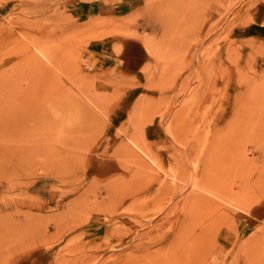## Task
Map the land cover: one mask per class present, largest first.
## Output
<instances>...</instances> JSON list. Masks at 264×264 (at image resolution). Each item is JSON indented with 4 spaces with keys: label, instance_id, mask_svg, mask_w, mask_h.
Masks as SVG:
<instances>
[{
    "label": "rangeland",
    "instance_id": "374dc122",
    "mask_svg": "<svg viewBox=\"0 0 264 264\" xmlns=\"http://www.w3.org/2000/svg\"><path fill=\"white\" fill-rule=\"evenodd\" d=\"M0 82V264H264V0H0Z\"/></svg>",
    "mask_w": 264,
    "mask_h": 264
},
{
    "label": "bare ground",
    "instance_id": "6f19581e",
    "mask_svg": "<svg viewBox=\"0 0 264 264\" xmlns=\"http://www.w3.org/2000/svg\"><path fill=\"white\" fill-rule=\"evenodd\" d=\"M12 39V38H11ZM35 39V38H34ZM10 40V39H9ZM12 41H14V40H12ZM11 41V42H12ZM9 42V41H8ZM8 42H7V44H8ZM10 43V42H9ZM38 43V42H37ZM36 43V44H37ZM10 45H11V43H10ZM12 45H13V43H12ZM17 45V44H16ZM33 45V44H32ZM41 45V44H40ZM8 46V45H7ZM10 47V46H9ZM3 48V47H2ZM17 48V47H16ZM6 49H7V47H6ZM39 49V48H38ZM30 50V49H29ZM37 50V49H36ZM40 50V49H39ZM41 51V50H40ZM30 53V52H29ZM41 53H42V51H41ZM33 55L35 54L34 52L32 53ZM28 56H30V55H28ZM27 56V57H28ZM33 57V56H32ZM24 58V57H23ZM26 58V57H25ZM31 57H29V59H30ZM28 59V58H27ZM34 59V58H33ZM24 60V59H23ZM39 60V59H38ZM35 61V60H34ZM33 61V62H34ZM30 63V62H29ZM31 66V65H30ZM42 67V66H41ZM39 68V67H38ZM44 69V68H43ZM43 71V70H42ZM10 76V75H9ZM5 77V76H4ZM3 77V78H4ZM2 79V78H1ZM1 83V82H0ZM2 90V89H1ZM83 91V90H82ZM12 92V91H11ZM13 93V92H12ZM54 97V96H53ZM55 98V97H54ZM58 98V97H57ZM71 99V98H70ZM63 101V100H62ZM71 102H68V103H66V104H62L63 105V107H61L60 105H61V103H60V105H59V109H60V107L61 108H65V109H67L68 111L70 110V113H71V115H73V119L74 120H82L83 122H85V121H90L89 120V118H91V113H90V110L88 109V108H86V106L80 101V100H78V99H71L70 100ZM6 105V104H5ZM4 105V106H5ZM64 105H66L65 107H64ZM89 107V106H88ZM59 111V110H58ZM57 111V112H58ZM57 112H56V114H57ZM62 113V112H61ZM68 115H70V114H68ZM75 115V116H74ZM57 116H58V114H57ZM64 116V115H63ZM55 118H57L56 116H55ZM59 118V117H58ZM44 119V118H43ZM43 119L41 120L42 122H43ZM40 120H39V122H40ZM41 122V123H42ZM54 123V122H53ZM56 124V123H55ZM55 124H54V127H55ZM85 124V123H84ZM58 125V124H57ZM7 126V125H6ZM37 126V125H36ZM42 126H44L43 124H42ZM53 127V128H54ZM59 126H57L56 128H58ZM60 127H62V126H60ZM35 128V127H34ZM38 128V127H37ZM43 128V127H42ZM49 128V127H48ZM63 128V127H62ZM36 129V128H35ZM39 129V128H38ZM51 129V128H50ZM59 129V128H58ZM48 130V129H47ZM45 131V130H44ZM49 131V130H48ZM62 131H64L65 132V129L63 128V130ZM12 132V131H11ZM14 132V131H13ZM54 132H57V133H62L61 131H57V130H55ZM8 133V132H7ZM62 135H63V133H62ZM12 136V135H11ZM132 141H134V140H132ZM136 141V140H135ZM127 146V145H126ZM119 148L121 149V150H123V152H125L126 151V148L127 147H125V145H120L119 146ZM132 149V148H131ZM138 149V148H137ZM143 149V148H142ZM128 150V149H127ZM133 150V149H132ZM126 152H128V151H126ZM130 154V156L129 157H131V158H133V157H135V155L134 154H131V153H129ZM146 154V153H145ZM127 157V156H126ZM137 158V157H136ZM135 159V158H134ZM133 160V159H132ZM135 161V160H134ZM136 163V165H138V166H136L137 168L138 167H140V169H144V164H143V161H142V163H141V161L139 162L138 160H136L135 161ZM138 171V173H142V170H140V172H139V170H137ZM147 172H149V171H147ZM147 174V173H146ZM145 176V175H144ZM143 176V177H144ZM135 177V176H134ZM138 178V177H137ZM142 178V177H141ZM208 180V179H207ZM207 182V181H206ZM198 184V183H197ZM211 185V184H210ZM160 186V185H159ZM212 188V187H211ZM206 189V188H205ZM210 190V189H209ZM217 190V189H216ZM215 192V191H214ZM219 195V194H218ZM215 197H217V194H216V196ZM222 197V196H221ZM192 199H193V197H192ZM195 199V198H194ZM201 199V198H200ZM200 201V200H199ZM198 202V201H197ZM202 202H203V200H202ZM202 202H201V204H202ZM193 203V202H192ZM204 205V204H203ZM209 206V205H208ZM212 209V208H211ZM214 211H215V208L213 209ZM212 210V211H213ZM218 213V212H217ZM220 213H221V211H220ZM222 214H223V212H222ZM226 216V215H225Z\"/></svg>",
    "mask_w": 264,
    "mask_h": 264
}]
</instances>
